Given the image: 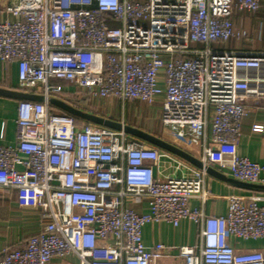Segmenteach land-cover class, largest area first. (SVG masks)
I'll return each mask as SVG.
<instances>
[{
    "label": "built area",
    "instance_id": "1",
    "mask_svg": "<svg viewBox=\"0 0 264 264\" xmlns=\"http://www.w3.org/2000/svg\"><path fill=\"white\" fill-rule=\"evenodd\" d=\"M0 22V64L16 63L15 144L0 146V191L24 193L45 221L0 264H157L168 248L147 249L148 224L201 229V245L178 247L183 264H264V251L237 253L230 238L264 240V203L227 198L226 212L191 209L203 201L207 173L123 132L76 119L49 104L160 100L166 133L197 145L203 167L264 185V166L238 155L246 100L264 102V51L216 50L244 41L233 18L264 0H10ZM117 22V26H111ZM262 33V25L257 29ZM71 105V104H69ZM263 126L254 125L253 133ZM143 201L147 212L124 204Z\"/></svg>",
    "mask_w": 264,
    "mask_h": 264
},
{
    "label": "crops",
    "instance_id": "2",
    "mask_svg": "<svg viewBox=\"0 0 264 264\" xmlns=\"http://www.w3.org/2000/svg\"><path fill=\"white\" fill-rule=\"evenodd\" d=\"M10 0H0V22L12 20L5 8L10 5ZM259 25H263L259 20ZM235 27L240 28L243 20L234 21ZM239 25V26H237ZM239 51L257 52V50L246 46H238ZM264 51V50H263ZM18 73L16 63L8 65L0 64V89L18 92ZM19 100L0 95V146H13L15 144V118L16 106ZM161 105L160 100L156 103ZM152 104V105H154ZM248 107L247 115L241 122L240 135L237 140L238 155L247 158L253 163L264 166V130L262 133L251 131L254 125H261L264 129V102L255 105L251 98L246 100ZM151 106V105H150ZM170 134V133H167ZM168 136V135H166ZM167 142L186 151L193 157L199 159L202 154V141L197 145L188 141L177 139L174 135L168 136ZM150 146L149 144H146ZM215 171L232 179L226 169L213 167ZM206 188L208 192L203 201L192 199L189 202L191 209H199L207 216H219L226 212L227 198L235 195L246 200L257 198L264 203L263 190H250L237 187L232 182L223 181L207 174ZM124 204L138 213L147 212V205L143 201H134L126 198ZM45 221L34 208L24 193L18 191H0V252L3 248H17L24 241L38 233ZM142 240L147 249L155 244L161 243L168 248L166 257L157 261V264H183L182 259L177 257L178 247H193L198 249L201 245V229L187 220L181 221L174 227L169 223L148 224L142 229ZM229 245L237 253L251 251H264V240L230 238ZM74 258L68 257L63 262L54 259L51 264H76Z\"/></svg>",
    "mask_w": 264,
    "mask_h": 264
},
{
    "label": "rangeland",
    "instance_id": "3",
    "mask_svg": "<svg viewBox=\"0 0 264 264\" xmlns=\"http://www.w3.org/2000/svg\"><path fill=\"white\" fill-rule=\"evenodd\" d=\"M243 20L240 29H244L248 36L244 41L230 40L227 43L211 44L210 48L216 50H233L238 46H246L249 48L264 50V1L260 11L256 14H248L246 12L237 14L233 20ZM262 22V33H258L259 23ZM117 22H113L111 26H117ZM239 26V25H237ZM71 106L99 117L121 122L138 128L153 136L167 140L166 130L162 127L160 121V106L158 104L147 105L139 101L119 102L109 100H94L84 96L79 101H73ZM168 135V136H166Z\"/></svg>",
    "mask_w": 264,
    "mask_h": 264
},
{
    "label": "water",
    "instance_id": "4",
    "mask_svg": "<svg viewBox=\"0 0 264 264\" xmlns=\"http://www.w3.org/2000/svg\"><path fill=\"white\" fill-rule=\"evenodd\" d=\"M0 95L14 98L17 100H27V101H34V102L42 101V97L40 96L23 94L20 92H12V91H7L3 89H0ZM49 104L51 105V107L58 109L62 111L63 113L68 114L79 120L89 122L97 126H102V127L114 130V131L123 132L135 139H138L146 144H149L152 147H155L159 150L172 154L197 169L204 168L208 175H211L223 181L232 182L235 185H237V187H241L244 189H250V190H263L264 191V185L247 184V183L237 181L235 179H227L225 178L224 175L218 173L211 167H203L202 163L197 158L193 157L186 151H183L182 149L176 147L175 145L167 142L166 140L162 138L153 136L152 134L144 132L138 128L125 125L121 122L105 119V118H102V117H99V116H96L90 113L83 112L58 99H50Z\"/></svg>",
    "mask_w": 264,
    "mask_h": 264
},
{
    "label": "trees",
    "instance_id": "5",
    "mask_svg": "<svg viewBox=\"0 0 264 264\" xmlns=\"http://www.w3.org/2000/svg\"><path fill=\"white\" fill-rule=\"evenodd\" d=\"M55 109V108H54ZM56 111H58V112H61V113H63L62 111H60V110H58V109H55ZM78 122H79V120L78 119H76V123L78 124Z\"/></svg>",
    "mask_w": 264,
    "mask_h": 264
},
{
    "label": "flooded vegetation",
    "instance_id": "6",
    "mask_svg": "<svg viewBox=\"0 0 264 264\" xmlns=\"http://www.w3.org/2000/svg\"><path fill=\"white\" fill-rule=\"evenodd\" d=\"M98 116V115H97ZM114 121V120H113ZM127 125V124H126ZM130 126V125H129Z\"/></svg>",
    "mask_w": 264,
    "mask_h": 264
}]
</instances>
